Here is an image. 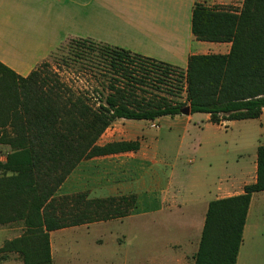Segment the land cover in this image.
I'll list each match as a JSON object with an SVG mask.
<instances>
[{"label": "trees", "instance_id": "trees-1", "mask_svg": "<svg viewBox=\"0 0 264 264\" xmlns=\"http://www.w3.org/2000/svg\"><path fill=\"white\" fill-rule=\"evenodd\" d=\"M192 29L199 40L230 42V52L191 55L183 70L123 48L69 39L76 48L98 47L110 69L125 81L115 78L109 93L98 102L89 92L73 89L58 75L42 70L45 60L28 76L0 61V144L10 147L6 160H0V225L22 223L25 227L0 252L17 253L24 264H53L52 231L122 218L133 211L136 195H57L84 159L140 148L138 141L98 145L114 121H155L180 115L186 106L191 114H209L210 122L218 125L261 117L264 0H244L240 9L198 4ZM158 69L183 78L184 101L143 95L141 87L150 84L151 74ZM257 155L256 182L246 185L242 194L210 202L195 264L237 263L252 195L264 191V145L258 147Z\"/></svg>", "mask_w": 264, "mask_h": 264}, {"label": "crops", "instance_id": "crops-1", "mask_svg": "<svg viewBox=\"0 0 264 264\" xmlns=\"http://www.w3.org/2000/svg\"><path fill=\"white\" fill-rule=\"evenodd\" d=\"M243 3L244 0H0V61L17 74L28 76L59 46L71 38H78L123 48L186 70L191 55L227 54L232 46L230 42L203 41L196 37L192 29L196 6L240 9ZM200 114L205 117L202 122H210L209 114ZM193 115L186 116L192 119ZM133 120L114 121L100 137L98 145L138 141V150L84 159L57 195L80 192H87L90 198L136 195V207L129 215L70 228L75 227L73 231L80 234L82 230L88 232L97 223L127 222L129 231L114 236L110 232L119 246L128 240L129 234L135 237L133 243L125 247L128 254L125 264H185L188 246L179 253L182 242L178 239L160 240L162 244L153 252L140 238L145 233L161 236L160 221L176 220L180 221L179 233L183 236L185 229L187 236L189 229L196 230L200 244L210 202L242 194L246 185L257 180L258 155L248 161L243 151L251 144L252 136H240L239 158L235 159L232 168H228L227 154L213 150L199 157L195 148H189L193 144L187 136L182 138L179 150L162 154V141L152 136H140L137 125L130 122ZM248 120L259 125L258 151V147L264 145V111L260 118ZM220 162L225 168L222 169ZM259 210H264V191L252 195L239 256L247 236H254L261 227L260 220L254 217ZM166 227L171 234L175 226L169 223ZM21 228L25 230L22 223ZM64 229L50 233L51 245L53 233ZM198 248L199 245L197 251ZM52 255L54 260L53 252ZM239 256L236 264H239Z\"/></svg>", "mask_w": 264, "mask_h": 264}, {"label": "rangeland", "instance_id": "rangeland-1", "mask_svg": "<svg viewBox=\"0 0 264 264\" xmlns=\"http://www.w3.org/2000/svg\"><path fill=\"white\" fill-rule=\"evenodd\" d=\"M44 62L48 66L43 65L42 70L58 75L63 82L73 89L89 92L93 96L94 102H98L97 98L101 96L104 98L110 91L109 85L114 82L115 78H119L118 74L110 69L109 63L105 60L99 48L95 46L80 45L76 48L66 42L60 48H57ZM151 75L154 77L152 81L148 80L150 84L141 87L145 90L143 95L169 96L172 100H185V81L183 82L181 77H176L178 73L171 72L165 75L163 69H158ZM119 80L125 82L122 78H119ZM176 80L181 82L182 90H178L179 85ZM121 82L119 84H122ZM202 119H205V117L197 113L193 115L192 119H188L186 115H178L174 117L163 116L156 121L133 120L130 122L137 125L136 131L140 136H152L159 142L161 140L160 151L162 154H172L174 151L179 150L182 138L187 136L191 142L190 144H193L189 148H195L197 150L196 155L201 157L210 154L213 150H219L222 154H227L229 157L227 167L232 168L235 159L239 158L237 155L240 149L238 139L240 136H252L251 144H247L243 151L247 154L248 161L257 155L256 145L261 132L256 121H236L221 126L205 122V120L202 122ZM9 150V146L0 144V160H6V154ZM222 160L221 158V162ZM221 162L220 166L223 169L225 166L223 167ZM1 174L2 170L0 169ZM254 217L260 220L261 227L254 236H247L239 256V264H264V210H259ZM140 220H142V223L145 222L144 219ZM160 222L162 229L159 230H163L162 235L156 236L153 233H145L140 238L142 243L145 242L147 249L152 248L155 252L158 246L162 244L160 240L168 241L171 237L174 240L178 239L182 242V251L179 253L185 251V247L188 246V258L185 264H194V256L199 245L196 230L189 229L190 232L186 236V230L184 229L182 236L177 227L180 221L162 219ZM169 223H174L175 226L171 234H169L168 227H166ZM145 224H148V222ZM74 229L75 227H68L53 233L52 252L55 257L53 264H125L124 259L128 255L125 247L130 246L135 237L132 233L129 234L128 240L119 246L111 236L129 231L130 225L127 222L123 224L117 221L108 224L97 223L88 232L82 230L80 234L78 233L79 235L73 231ZM23 231L21 223L0 225V246L4 244L7 238L17 237ZM110 232H112V235ZM198 234L200 235V231ZM0 264H23V260L17 253L0 252Z\"/></svg>", "mask_w": 264, "mask_h": 264}, {"label": "water", "instance_id": "water-1", "mask_svg": "<svg viewBox=\"0 0 264 264\" xmlns=\"http://www.w3.org/2000/svg\"><path fill=\"white\" fill-rule=\"evenodd\" d=\"M181 113L183 115H190L191 113V108L189 106H186L185 108L182 109Z\"/></svg>", "mask_w": 264, "mask_h": 264}]
</instances>
